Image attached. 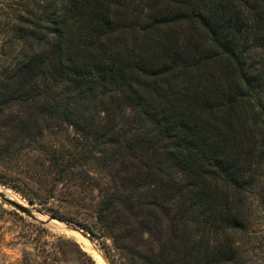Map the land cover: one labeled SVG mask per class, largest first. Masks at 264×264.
I'll return each mask as SVG.
<instances>
[{
    "label": "trees",
    "instance_id": "1",
    "mask_svg": "<svg viewBox=\"0 0 264 264\" xmlns=\"http://www.w3.org/2000/svg\"><path fill=\"white\" fill-rule=\"evenodd\" d=\"M21 2L0 114L42 99L50 124L94 132L123 174L100 218L148 232L162 264H231L243 196L259 186L264 202V138L253 133L264 114L253 104L264 97V0H144L147 13L129 12L130 0ZM53 158L60 175L80 164Z\"/></svg>",
    "mask_w": 264,
    "mask_h": 264
},
{
    "label": "rangeland",
    "instance_id": "2",
    "mask_svg": "<svg viewBox=\"0 0 264 264\" xmlns=\"http://www.w3.org/2000/svg\"><path fill=\"white\" fill-rule=\"evenodd\" d=\"M130 1L129 12L143 8L147 13L144 0ZM22 6L21 0H0V71L20 48ZM255 99L254 106L261 109L264 97L261 105ZM9 105L0 114V181L14 188L0 183V194L29 209L32 216L0 197V264H147L146 259L155 256L162 264L160 243L151 241L148 232L142 230L140 235L138 225L128 226L121 219L112 222L111 216L100 218L102 202L120 186L118 174L123 175L119 163L104 162L105 157L111 159L112 150L94 147L96 134L87 138L71 121H63L61 127V120L50 124L42 99ZM102 111L99 108L100 121ZM247 120L254 129L253 116ZM253 133L258 140L264 138V114ZM55 152L66 169H73L74 157L80 159L73 174L58 173ZM258 187L243 196L245 224L234 232L237 252L231 264H264V202ZM162 228L167 229L165 223ZM150 242L155 256L148 249Z\"/></svg>",
    "mask_w": 264,
    "mask_h": 264
},
{
    "label": "water",
    "instance_id": "3",
    "mask_svg": "<svg viewBox=\"0 0 264 264\" xmlns=\"http://www.w3.org/2000/svg\"><path fill=\"white\" fill-rule=\"evenodd\" d=\"M0 197L9 205L13 206L14 208L18 209L19 211H21L22 213L28 215V216H32V212L27 209L26 207L22 206L21 204L11 200L9 198V196L5 195V194H0Z\"/></svg>",
    "mask_w": 264,
    "mask_h": 264
},
{
    "label": "bare ground",
    "instance_id": "4",
    "mask_svg": "<svg viewBox=\"0 0 264 264\" xmlns=\"http://www.w3.org/2000/svg\"><path fill=\"white\" fill-rule=\"evenodd\" d=\"M87 244H89L86 240H84ZM90 245V244H89Z\"/></svg>",
    "mask_w": 264,
    "mask_h": 264
}]
</instances>
